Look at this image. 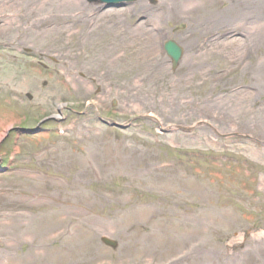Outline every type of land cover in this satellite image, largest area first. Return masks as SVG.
<instances>
[{"label": "rangeland", "instance_id": "rangeland-1", "mask_svg": "<svg viewBox=\"0 0 264 264\" xmlns=\"http://www.w3.org/2000/svg\"><path fill=\"white\" fill-rule=\"evenodd\" d=\"M15 1L0 0V27L18 19L0 30V223L21 213L27 229L0 234V264L27 253L28 233L62 209L65 227L39 243L51 252L71 236L78 264H264V0L105 11L96 0L80 11ZM57 11L75 16L52 31ZM169 40L183 49L175 71ZM96 112L132 126L110 129ZM201 122L191 134L159 131ZM37 125L36 136L15 132ZM233 135L251 140L230 148ZM141 162L170 167L148 177L133 172Z\"/></svg>", "mask_w": 264, "mask_h": 264}, {"label": "bare ground", "instance_id": "bare-ground-1", "mask_svg": "<svg viewBox=\"0 0 264 264\" xmlns=\"http://www.w3.org/2000/svg\"><path fill=\"white\" fill-rule=\"evenodd\" d=\"M28 4H32V5H36L38 3H41L42 7L45 6H52V7H69L72 5H75L76 7H78V11H80V5L82 4L81 0H25ZM66 1V2H65ZM92 1V0H91ZM171 0H168L167 2H169ZM206 3H214L217 0H204ZM232 1V0H230ZM3 2V1H2ZM16 2V1H15ZM19 2H24V0H17L16 4H18ZM94 3V2H93ZM27 5V9H32V7H28L30 6ZM65 5V6H64ZM96 5V3H95ZM236 7V6H235ZM234 9V6H228V9L226 10L225 13L227 12H232ZM196 9H191V10H185L186 13H192L194 12ZM259 13L264 12L263 8H260V10L258 11ZM166 13L169 16V18L171 20H181L184 16L183 11L181 10V8L176 5V4H169L168 6H166ZM64 15L68 18V20H72L74 19L73 13H69L70 15L61 13L59 11L56 12H51L47 19L46 22L49 23L51 26H53L55 29H53L52 31H58V30H64L65 28L63 26L66 25V18H64ZM18 19L15 20H10L7 21L3 26L0 27V30H8L10 31L9 26L12 23H17ZM39 22H35V24H38ZM34 26V24H33ZM69 29L71 30V27L69 26ZM72 35V34H71ZM62 106H59L58 109H61ZM137 160V158H133V162H135ZM128 162L132 163L131 158L128 159ZM125 163L127 165V167L129 166L127 164V160H125ZM169 168L168 166H162V165H155L152 162L150 163H140L139 165V170H135L133 172H136L138 174H142L148 177H153L156 176L157 174L161 173L164 169ZM132 172V173H133ZM76 206L79 207L78 203H76ZM71 208V207H70ZM68 209L67 210H61L59 212L60 217L57 219H54L55 223H50V224H46V227H42L40 230H37L36 232H29L28 234H30V239L32 242V247L29 249V251H27V253H25L22 257H15L14 259H6L8 262L10 261V264H57L58 261H62L66 264H78V261H74L73 260V251L72 248L67 247V243H71L73 241V238L70 236L68 237V239L65 241V243L52 250L51 252H46L43 249V245L39 242L45 240V242L48 241V239L51 238H55L56 235L65 227V223L69 220L68 217H66L65 215L67 214ZM63 216V217H62ZM22 219V215L21 213H13V214H9L7 216H3V220L4 222L0 223V234L6 229H12L14 231V233H17V231H23L24 229H27L24 225L23 228L21 226V222L20 220ZM68 219V220H67ZM11 231V230H10ZM17 235V234H16ZM7 239L8 236H7ZM8 241V240H7ZM36 243V244H35ZM264 251V250H263ZM264 253V252H263ZM249 254V253H248ZM246 255V253H245ZM61 257V258H58Z\"/></svg>", "mask_w": 264, "mask_h": 264}, {"label": "water", "instance_id": "water-1", "mask_svg": "<svg viewBox=\"0 0 264 264\" xmlns=\"http://www.w3.org/2000/svg\"><path fill=\"white\" fill-rule=\"evenodd\" d=\"M131 1L132 0H99V2L107 4V7L116 6V4L118 2H131ZM164 49L167 52L168 56L170 58H172V60H173V67H175L178 59L180 58V54H181L180 49L177 48V46L174 43H172V42L166 43L165 46H164ZM29 133L32 134L33 132L30 131ZM102 242L105 245L110 246L112 248H115L116 247V244L114 242L109 241L107 239H102Z\"/></svg>", "mask_w": 264, "mask_h": 264}]
</instances>
